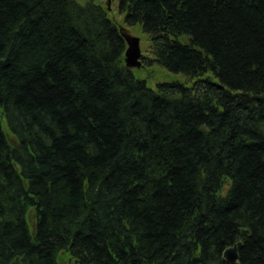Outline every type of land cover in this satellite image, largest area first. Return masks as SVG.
Masks as SVG:
<instances>
[{
  "label": "trees",
  "instance_id": "obj_1",
  "mask_svg": "<svg viewBox=\"0 0 264 264\" xmlns=\"http://www.w3.org/2000/svg\"><path fill=\"white\" fill-rule=\"evenodd\" d=\"M119 11L182 79L94 0H0V264H264V0Z\"/></svg>",
  "mask_w": 264,
  "mask_h": 264
},
{
  "label": "rangeland",
  "instance_id": "obj_2",
  "mask_svg": "<svg viewBox=\"0 0 264 264\" xmlns=\"http://www.w3.org/2000/svg\"><path fill=\"white\" fill-rule=\"evenodd\" d=\"M80 3H86L89 0H78ZM97 3L105 6L110 14L111 19L117 24L118 27H123V15L120 14L119 11V0H94ZM131 29V28H130ZM131 39H138L141 48L147 47V37L146 35L137 27L132 28L131 31H127ZM144 57L146 56V52H144ZM135 73L143 80H145L149 87L155 89L158 83H162L165 81H171L173 79H182L180 75H172L167 72L165 69L155 66L154 64L150 66H144L142 69L135 68ZM153 71L150 73V71ZM6 131L7 128H6ZM10 140L14 142V138L11 137ZM33 221V219L31 220Z\"/></svg>",
  "mask_w": 264,
  "mask_h": 264
},
{
  "label": "water",
  "instance_id": "obj_3",
  "mask_svg": "<svg viewBox=\"0 0 264 264\" xmlns=\"http://www.w3.org/2000/svg\"><path fill=\"white\" fill-rule=\"evenodd\" d=\"M127 41L129 42V45H130L126 53L127 64L130 67H141L142 63L139 60V54H138V50L140 48L139 40L128 38ZM245 233H247V231H245ZM241 246H242V243L239 242L234 247L228 249L224 253L225 259L232 264H236L239 259L238 248Z\"/></svg>",
  "mask_w": 264,
  "mask_h": 264
},
{
  "label": "bare ground",
  "instance_id": "obj_4",
  "mask_svg": "<svg viewBox=\"0 0 264 264\" xmlns=\"http://www.w3.org/2000/svg\"><path fill=\"white\" fill-rule=\"evenodd\" d=\"M132 29V27L131 26H129L128 24H124V26L123 27H118V31H119V33H120V35H121V37L126 41L128 38H129V36H130V34L127 32V31H131V29ZM117 38V37H116ZM117 42H119V40L117 39L116 40ZM127 43V47H129L130 45H129V42L127 41L126 42ZM147 50L149 51V49H148V47H145V48H139V50H138V54H139V60H141V59H143L144 60V52H146V56L145 57H150V54L147 52ZM152 63L155 65V66H158V67H160V68H163L164 69V67L163 66H161L158 62H156V61H152ZM43 66H44V63H43ZM128 67H129V69L130 68H132V67H130L129 65H127ZM214 67H216L215 65L213 66V67H211L210 69H209V71H210V73H212L213 75H216V73L213 71V69H214ZM45 68V72L46 73H48V71H49V68L47 67V65L44 67ZM219 85L221 86V88H220V93H222L221 94V96L222 95H224V91L222 90V88L223 89H225L227 86L225 85V84H221V83H219ZM154 91L156 92V91H158V89H154ZM155 94V93H154ZM157 100H159V99H157ZM164 101V100H163ZM157 103H158V101H157ZM236 107L238 108V109H242L243 108V106H242V104L241 103H239V102H237V105H236ZM258 135V134H257ZM229 139H230V137H228L227 138V141H229ZM234 140H235V138H233ZM230 140H232V139H230ZM252 143V142H251ZM240 147V146H239ZM240 149V148H239ZM192 183L194 184V182L195 183H197V180H196V178H192ZM256 205H258V206H260L261 207V204L259 203V204H257L256 203ZM232 264V263H231Z\"/></svg>",
  "mask_w": 264,
  "mask_h": 264
}]
</instances>
